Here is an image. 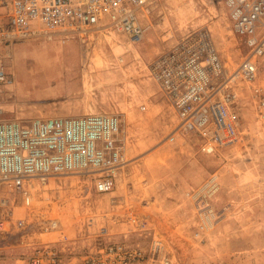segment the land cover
Masks as SVG:
<instances>
[{
  "label": "rangeland",
  "instance_id": "1",
  "mask_svg": "<svg viewBox=\"0 0 264 264\" xmlns=\"http://www.w3.org/2000/svg\"><path fill=\"white\" fill-rule=\"evenodd\" d=\"M176 6L192 7L193 16ZM146 10L140 45L108 30L86 41L58 33L0 49L12 81L1 121L108 113L122 115L127 132V163L111 193L77 174L31 181L30 205L23 194L0 191V202L9 199L0 204V264H16L37 246L54 249L59 264H264V144L253 99L245 94L243 140L204 154L197 138L177 130V114L148 70L191 29H209L229 68L247 48L210 0H152Z\"/></svg>",
  "mask_w": 264,
  "mask_h": 264
},
{
  "label": "built area",
  "instance_id": "2",
  "mask_svg": "<svg viewBox=\"0 0 264 264\" xmlns=\"http://www.w3.org/2000/svg\"><path fill=\"white\" fill-rule=\"evenodd\" d=\"M151 2L0 0V49L58 33L86 41L90 33L108 30L140 45L146 34L141 15ZM210 2L225 10L232 31L244 42L248 54L242 62L229 68L209 29H191L159 53L148 70L177 114V130L197 138L200 151L213 155L243 140L245 94L253 99L264 144V0ZM11 83L0 57V116L4 89ZM126 147L127 132L119 114L0 120V191L23 194L30 205L26 188L31 181L74 172L90 179L97 193H111L127 163ZM8 203L9 199H1L0 204ZM3 226L0 220V229ZM22 226L20 220L18 227ZM16 264H59V260L54 249L37 246Z\"/></svg>",
  "mask_w": 264,
  "mask_h": 264
},
{
  "label": "bare ground",
  "instance_id": "3",
  "mask_svg": "<svg viewBox=\"0 0 264 264\" xmlns=\"http://www.w3.org/2000/svg\"><path fill=\"white\" fill-rule=\"evenodd\" d=\"M175 4V3H174ZM175 5H177V3L175 4ZM177 7V9H179L180 10V14L183 16V18H190L191 16H193L191 13L194 11L193 10V8L192 7H189V9H190V12H187L186 10H188V7L187 6H183V7H181V9L180 8H178V6H176ZM180 7V6H179ZM74 174H77V173H71L70 175H73V176H71V177H76ZM78 175V174H77ZM156 214L158 215V216H160V213L159 212H156ZM162 216V215H161Z\"/></svg>",
  "mask_w": 264,
  "mask_h": 264
}]
</instances>
